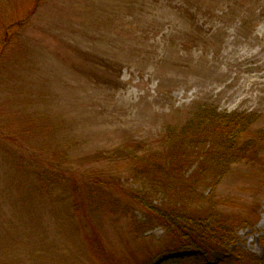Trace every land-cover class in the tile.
I'll use <instances>...</instances> for the list:
<instances>
[{
    "label": "rangeland",
    "instance_id": "obj_1",
    "mask_svg": "<svg viewBox=\"0 0 264 264\" xmlns=\"http://www.w3.org/2000/svg\"><path fill=\"white\" fill-rule=\"evenodd\" d=\"M205 110L248 119L215 196L253 217L235 247L264 264V0H0V264H101V234L127 264L166 259L116 198L146 184L130 154Z\"/></svg>",
    "mask_w": 264,
    "mask_h": 264
},
{
    "label": "trees",
    "instance_id": "obj_2",
    "mask_svg": "<svg viewBox=\"0 0 264 264\" xmlns=\"http://www.w3.org/2000/svg\"><path fill=\"white\" fill-rule=\"evenodd\" d=\"M247 123L246 116L233 119L232 115L215 110L199 111L180 128L170 127L164 137V147L155 153L148 149L130 154L136 160L135 177L145 173L146 184L140 187L142 191H133L124 200L121 197L116 198V201L122 202L127 209L130 207L145 213V223L139 222L140 225L137 224L138 227L135 228L134 235L137 240L146 231L161 227L167 233V248L164 253L172 255L187 249L195 251L193 255L176 256L160 264H209L208 262L215 261L217 255L229 256L237 229L253 225V217H245L232 208L227 209L225 199L215 196L219 194L217 190L222 179L231 172L232 166L250 161L247 158V149L240 146V133L246 129ZM99 159L96 161L101 162L102 166L107 162ZM195 166L192 174L186 177L185 172L191 171ZM100 177L103 175L100 174ZM97 181L106 184L103 179ZM113 186L116 188L110 185L112 190L126 193V188L122 190L121 184ZM203 187H208L211 191L205 195L201 190ZM153 192L163 196L160 204L150 201L149 196ZM125 218L128 221L135 219L131 214ZM107 220L120 222L112 217ZM104 238L101 234L92 239V251L99 262L129 263V259L122 260L124 258L120 256H107L103 248ZM129 247L132 248L130 245ZM127 251L128 249L123 252L126 257L135 253L130 250L128 254ZM200 254L206 260L201 259ZM236 255L238 261L231 259L221 264H260L252 255ZM149 257L135 259L130 264H153Z\"/></svg>",
    "mask_w": 264,
    "mask_h": 264
}]
</instances>
